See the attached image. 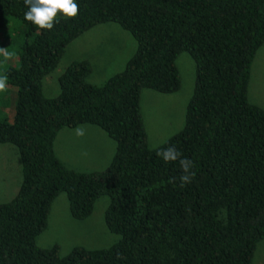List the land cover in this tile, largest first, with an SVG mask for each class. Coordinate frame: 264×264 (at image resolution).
<instances>
[{"label":"trees","instance_id":"16d2710c","mask_svg":"<svg viewBox=\"0 0 264 264\" xmlns=\"http://www.w3.org/2000/svg\"><path fill=\"white\" fill-rule=\"evenodd\" d=\"M76 3L79 14L57 17L49 31L24 19V0H0V29L15 17L25 34L17 65L3 71L15 101L12 120L0 116V143L16 148L21 182L0 203V264H252L264 240V109L249 100L248 86L264 44V0ZM106 22L136 42L124 68L95 85L87 81L89 61H71L57 78L58 95L45 97L42 80L66 47ZM181 52L195 65L184 123L151 148L141 92L179 90ZM81 124L97 125L114 140L106 168L78 171L57 157L58 132ZM169 146L193 162L195 176L184 186L179 160L156 154ZM60 193L75 220L87 219L107 196L103 220L119 240L103 249L73 246L65 255L57 243L39 247Z\"/></svg>","mask_w":264,"mask_h":264},{"label":"rangeland","instance_id":"374dc122","mask_svg":"<svg viewBox=\"0 0 264 264\" xmlns=\"http://www.w3.org/2000/svg\"><path fill=\"white\" fill-rule=\"evenodd\" d=\"M59 17V16H57ZM25 39L20 20L15 17H7L0 29V48L8 52V56L0 53V74L9 65H17L20 45ZM136 42L130 33L114 22H106L95 25L73 40L60 58L57 66L42 80V89L45 97H55L59 93L57 78L65 68L74 60L88 59L94 69L102 67V70H94L88 75L89 83L101 85L105 80L124 68V65L134 53ZM180 77L179 90L172 93H160L151 89H143L140 97V108L147 134L149 147L154 148L163 143L167 138L177 133L183 126L186 104L189 101L194 87L195 65L187 52H181L176 59ZM11 90V92H10ZM249 100L264 109V44L258 49L253 60L251 76L248 86ZM15 101L14 89L0 92V116L3 114L12 117L13 102ZM8 107V108H7ZM96 128L90 132V128ZM78 128V127H77ZM84 135L77 136L76 128H62L54 141V147L60 153L62 163L69 168L78 171L102 170L109 164L115 149V142L106 132L97 125L84 126ZM106 139L98 142L97 134ZM57 140V141H56ZM95 140V141H93ZM93 141L92 146L88 144ZM89 142V143H88ZM3 144V143H0ZM14 148L9 144L2 145ZM96 146L102 152L94 154ZM55 149V148H54ZM96 159L97 166L92 165ZM11 162L6 154H0V177L8 182L11 191L0 194V203L10 200L14 195V189L18 184L9 177L16 174V169L11 168ZM11 169V170H10ZM20 170L18 169V173ZM16 187V188H15ZM108 197H99L92 214L84 220L73 219L68 210V202L65 193H60L53 201L48 215L47 227L36 239L39 247L48 248L57 243L60 254H67L73 246H83L86 249L107 248L120 238L119 235L109 231L104 223V211L108 205ZM264 247V240L257 245V250ZM257 257L252 264H264V255Z\"/></svg>","mask_w":264,"mask_h":264},{"label":"clouds","instance_id":"9594fccd","mask_svg":"<svg viewBox=\"0 0 264 264\" xmlns=\"http://www.w3.org/2000/svg\"><path fill=\"white\" fill-rule=\"evenodd\" d=\"M24 4L28 7L24 13V19L43 30H52L58 22L57 16L74 19L79 14V5L76 0H24ZM0 53L8 56V52L3 48H0ZM7 80L6 74H0V92L6 90ZM75 134L84 135L83 126L76 128ZM156 154L166 162L179 160L183 173L179 178L181 186L192 181L195 176V172L190 170L193 167L192 160L182 157V153L174 146L157 150Z\"/></svg>","mask_w":264,"mask_h":264},{"label":"crops","instance_id":"0c3cea01","mask_svg":"<svg viewBox=\"0 0 264 264\" xmlns=\"http://www.w3.org/2000/svg\"><path fill=\"white\" fill-rule=\"evenodd\" d=\"M88 60V59H87ZM89 63H90V61H89ZM90 65H91V63H90ZM103 67V66H102ZM102 67H100V68H98V69H94L93 68V65H91V72H90V74L94 71V70H102ZM119 72V71H118ZM114 74V73H113ZM93 84V83H92ZM95 85H97V84H95ZM7 117L9 118V120H12V117H13V114H12V117H9V115H7ZM88 124H81V125H78L77 127H81V126H87ZM77 127H74V128H77ZM73 128V129H74ZM96 128L94 127V128H90V130H88V131H90V132H94V131H96L95 130ZM97 134V133H96ZM97 136H98V142L99 141H105L106 139L104 138V136L103 135H101V134H97ZM59 137V136H58ZM57 137V138H58ZM57 138H55V139H57ZM57 141V140H56ZM93 141H95V140H93ZM93 141H91L89 144H88V146H92L93 144H94V142ZM55 144V143H54ZM2 145H5L4 143L3 144H0V154H1V156L3 157V154H6L7 156H8V159L10 160V162H11V165H12V167L11 168H15L16 169V174H10L9 173V177H10V179L11 180H13V181H16L17 182V184H18V175H20V181H19V185H20V182H21V166H20V159H19V154H18V152H17V150H16V148L13 146V145H11V144H9V145H11V146H13L14 148H11V147H7L6 149H4L3 147H5V146H2ZM55 149V153H56V155H57V157L62 161V158H61V155H60V153L57 151V148H56V146L54 147ZM91 149H95L94 150V154H98L99 155V153H101L102 152V149H98V148H96V146H94L93 148L91 147ZM114 151H115V149H114ZM114 154V153H113ZM113 156V155H112ZM112 159V158H111ZM97 160H100V159H96L94 162H92L91 164L92 165H94V166H97ZM111 161V160H110ZM63 162V161H62ZM110 163V162H109ZM18 169L20 170V172L18 173ZM11 170V169H10ZM91 171H95V170H91ZM5 180L3 179V178H1L0 177V194H2V193H6V194H8L10 191H11V189L8 187V185H9V183L8 182H4ZM16 188V187H15ZM14 190H17L18 191V188L17 189H14ZM17 191H15V192H17ZM16 194V193H15ZM2 203V202H1ZM256 249H257V247H256ZM257 252H260V253H262L261 254V257L260 258H258V259H261V258H263V255H264V247L261 249V250H255V252H254V255H253V259H252V261H254L255 260V256L257 257Z\"/></svg>","mask_w":264,"mask_h":264}]
</instances>
